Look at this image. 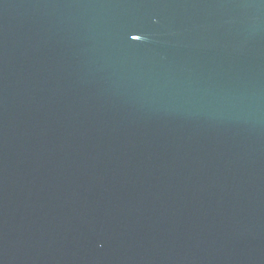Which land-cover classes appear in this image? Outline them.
<instances>
[{
	"label": "water",
	"instance_id": "95a60500",
	"mask_svg": "<svg viewBox=\"0 0 264 264\" xmlns=\"http://www.w3.org/2000/svg\"><path fill=\"white\" fill-rule=\"evenodd\" d=\"M0 264H264V0H0Z\"/></svg>",
	"mask_w": 264,
	"mask_h": 264
},
{
	"label": "snow or ice",
	"instance_id": "6c2138e0",
	"mask_svg": "<svg viewBox=\"0 0 264 264\" xmlns=\"http://www.w3.org/2000/svg\"><path fill=\"white\" fill-rule=\"evenodd\" d=\"M132 38H133L134 40H140V39H142L143 37L140 36V35H135V36H133Z\"/></svg>",
	"mask_w": 264,
	"mask_h": 264
}]
</instances>
